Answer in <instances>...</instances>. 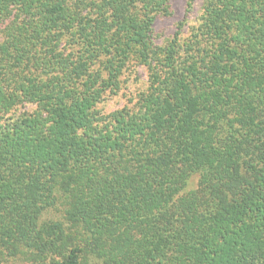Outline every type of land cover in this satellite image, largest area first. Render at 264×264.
Masks as SVG:
<instances>
[{
  "label": "trees",
  "instance_id": "obj_1",
  "mask_svg": "<svg viewBox=\"0 0 264 264\" xmlns=\"http://www.w3.org/2000/svg\"><path fill=\"white\" fill-rule=\"evenodd\" d=\"M193 1L0 0V264H264V0Z\"/></svg>",
  "mask_w": 264,
  "mask_h": 264
},
{
  "label": "rangeland",
  "instance_id": "obj_2",
  "mask_svg": "<svg viewBox=\"0 0 264 264\" xmlns=\"http://www.w3.org/2000/svg\"><path fill=\"white\" fill-rule=\"evenodd\" d=\"M190 0H171V13L172 15L169 18L159 19L154 24V34L157 38V43L161 44L163 41L169 39L176 28L181 22H183L186 11L188 7V3ZM202 1L201 0H194L191 3V9L189 12L188 19L194 20L196 19L201 10ZM135 79V80H134ZM144 73L142 71H136L131 76V79L125 85L126 90L133 96L135 94V89L138 90L144 89ZM124 92L123 90L118 93L117 96L107 99L102 105L99 107L103 113H110L112 111L118 110L123 108L126 105L128 95L130 94ZM35 110L34 106L25 105L18 107L14 112L13 115L17 116L19 114H31ZM196 181L193 180L192 186L194 187Z\"/></svg>",
  "mask_w": 264,
  "mask_h": 264
}]
</instances>
